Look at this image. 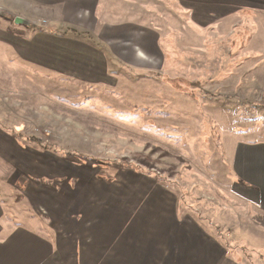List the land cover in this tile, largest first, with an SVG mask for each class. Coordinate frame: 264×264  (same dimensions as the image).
I'll return each mask as SVG.
<instances>
[{"label":"rangeland","instance_id":"obj_1","mask_svg":"<svg viewBox=\"0 0 264 264\" xmlns=\"http://www.w3.org/2000/svg\"><path fill=\"white\" fill-rule=\"evenodd\" d=\"M195 1L104 0V23L160 39L152 69L119 65L106 47L103 85L50 81L26 105L25 141L66 168L111 176L126 216L189 219L228 264H264V214L234 187L229 158L236 140H264V14L207 16L219 12Z\"/></svg>","mask_w":264,"mask_h":264},{"label":"crops","instance_id":"obj_2","mask_svg":"<svg viewBox=\"0 0 264 264\" xmlns=\"http://www.w3.org/2000/svg\"><path fill=\"white\" fill-rule=\"evenodd\" d=\"M103 1L0 0V264H228L196 223L128 217L126 191L114 192L111 176L66 168L63 155L25 141L33 140L23 133L32 125L26 105L47 96L50 81L103 85L106 47H116L119 65L152 69L146 57L159 56L160 39L131 23H104ZM194 3L218 18L264 14V0ZM128 40L145 54L132 56ZM229 158L234 187L264 214V140H236Z\"/></svg>","mask_w":264,"mask_h":264},{"label":"built area","instance_id":"obj_3","mask_svg":"<svg viewBox=\"0 0 264 264\" xmlns=\"http://www.w3.org/2000/svg\"><path fill=\"white\" fill-rule=\"evenodd\" d=\"M45 24H46V21H42V22H41V25H45Z\"/></svg>","mask_w":264,"mask_h":264}]
</instances>
